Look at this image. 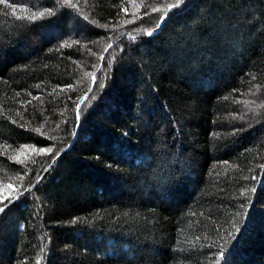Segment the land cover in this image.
<instances>
[{"label": "trees", "instance_id": "16d2710c", "mask_svg": "<svg viewBox=\"0 0 264 264\" xmlns=\"http://www.w3.org/2000/svg\"><path fill=\"white\" fill-rule=\"evenodd\" d=\"M79 3L93 23L23 32L0 5V183L27 187L52 165L0 225V264H213L242 192L256 206L231 258L264 264V0H193L151 38L158 16L131 0ZM21 144L61 155L24 153L21 181L8 159Z\"/></svg>", "mask_w": 264, "mask_h": 264}, {"label": "snow or ice", "instance_id": "6c2138e0", "mask_svg": "<svg viewBox=\"0 0 264 264\" xmlns=\"http://www.w3.org/2000/svg\"><path fill=\"white\" fill-rule=\"evenodd\" d=\"M131 2L133 4V7L136 9H140L141 7L146 9L143 12V16L147 17L153 13L158 16V19L156 20L154 26L143 30V34L149 38L153 37L155 33L159 29H161L165 23L175 19L178 16L186 14L193 7H195L193 0H160L159 3H149L148 0H140V3H136L135 0H131ZM0 5H4L5 8L11 9L10 20L12 26L22 32L27 31L31 27L35 26L38 21H51L52 18L59 19L65 16L73 20H76L79 17L83 21L93 23L89 20L88 15L84 14V10L80 7L79 0H41V5L39 7H36L35 5H32L30 3H26L24 2V0H21L20 3H9L8 0H0ZM17 9L20 10L19 13L17 12ZM120 11L127 12V8L121 6ZM3 15L5 17H8L7 12H4ZM200 21L205 24H209V21L205 17H201ZM129 22L130 21L125 20L124 24H128ZM249 23H251V21H249ZM81 27L83 28L86 26L82 25ZM97 27L101 26L97 25ZM103 27L108 28L109 25H104ZM115 27L118 28L122 26L116 25ZM140 31L141 30L137 29L138 33ZM129 39L135 42L137 46L139 43H147V41H139L137 35L131 33H129ZM65 46L66 45L63 43L59 45L60 48H63ZM112 46L113 45L111 43L108 45L109 48ZM0 51H2V49H0ZM49 51H51V49H49ZM105 51H107V48L105 49ZM103 58L104 57L102 55L101 59ZM111 62L112 61L109 60V64H111ZM85 75L91 76L93 82L96 81V75L94 73L86 72ZM252 79L256 80L257 77L253 75ZM257 86L259 87V85ZM64 87L70 89L73 87V85L66 84L64 85ZM100 87L103 88L104 84L101 83ZM93 99H95V97H93ZM75 107L76 109H79L81 105L77 103ZM76 120H79V112H77ZM174 124L175 122L173 121V125ZM35 131L40 132V129L37 128L35 129ZM125 135H127V133H125ZM29 151L31 153H34L36 156L50 155V160L53 163H55L57 161V158L61 155V151H54L53 147H38L36 144H21L20 152H18L15 156L8 157V159L14 160L17 164H20L22 166V168L18 170V179L21 181H23L24 178L28 175L26 171H23V168L27 167L28 158L25 155L22 159L21 156ZM132 159H134V157L130 156L129 160ZM139 162L142 164L145 161L141 158ZM109 167H111V165H109ZM169 167L171 168L172 173H175L177 171V169H175L172 165H169ZM262 167H264V165H262ZM44 171L46 172L47 169H44ZM41 178L42 175L38 173L34 180L27 182V187H24L23 183L19 184L18 186H14L11 181L7 183H0V225H3L7 220H9V218L12 216L13 211L16 207H18L19 203L26 196V194L30 195L33 200L38 199V197H36V191L38 189L34 188V185H38ZM160 178L161 177L159 174L154 175L155 180L158 181ZM168 178L171 179V175H169ZM251 191L255 192L256 189L253 188ZM241 196L245 198L244 202H242L240 205L241 211H238L235 214L236 219H234L233 221H229L232 230L225 233L228 239H225L223 236L219 237L222 243L216 246L217 250L214 253L213 264H233L231 258L233 254V249L238 246V244L233 243V241L238 242L240 237L237 234H243L244 228L249 227L248 220L242 219V213L248 210L246 206H251L252 208H255L256 202L253 199L247 197L245 192H242ZM37 207H39V205H37ZM125 215H127V213H125ZM249 217H251V212H249ZM80 219L81 218L79 217H73L72 220L69 221V223L75 224ZM196 239L199 240L200 238L196 237ZM229 245H231V247ZM65 247H68V245H66ZM41 251H43V249H41ZM172 251L174 259H176L177 253H187V255L183 257V259L186 261L191 259L192 253L195 251V249L189 250L183 248H173ZM37 264H39V262H37ZM176 264H182V262L177 259Z\"/></svg>", "mask_w": 264, "mask_h": 264}, {"label": "rangeland", "instance_id": "374dc122", "mask_svg": "<svg viewBox=\"0 0 264 264\" xmlns=\"http://www.w3.org/2000/svg\"><path fill=\"white\" fill-rule=\"evenodd\" d=\"M117 42H118V40L116 41V43H117ZM116 43H115V44H116ZM115 44H114V45H115ZM112 45H113V44H112ZM114 45H113V46H114ZM113 46H112V47H113ZM112 47H110V48L108 47V48H107V51H105L104 54H103V57H104L103 59H101V57H100V60H101L102 63H103V60L105 59V54H107L108 50H110ZM101 56H102V55H101ZM102 63H101V65H102ZM99 68H100V66H99ZM51 167H52V165H50V166L47 168V172L49 171V169H50ZM45 174H46V173L44 172L43 175H45Z\"/></svg>", "mask_w": 264, "mask_h": 264}, {"label": "water", "instance_id": "95a60500", "mask_svg": "<svg viewBox=\"0 0 264 264\" xmlns=\"http://www.w3.org/2000/svg\"><path fill=\"white\" fill-rule=\"evenodd\" d=\"M93 83H94V82H93ZM46 172H47V171H46ZM46 172H45V173H46ZM43 176H44V175H43ZM43 176H42V177H43Z\"/></svg>", "mask_w": 264, "mask_h": 264}]
</instances>
